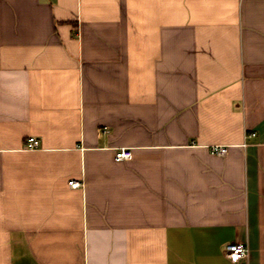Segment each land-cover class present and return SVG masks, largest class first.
I'll return each instance as SVG.
<instances>
[{
  "label": "crops",
  "instance_id": "obj_1",
  "mask_svg": "<svg viewBox=\"0 0 264 264\" xmlns=\"http://www.w3.org/2000/svg\"><path fill=\"white\" fill-rule=\"evenodd\" d=\"M233 243L264 264V0H0V264Z\"/></svg>",
  "mask_w": 264,
  "mask_h": 264
},
{
  "label": "built area",
  "instance_id": "obj_2",
  "mask_svg": "<svg viewBox=\"0 0 264 264\" xmlns=\"http://www.w3.org/2000/svg\"><path fill=\"white\" fill-rule=\"evenodd\" d=\"M40 146V141L35 138L31 137L26 141L25 148L27 150H36ZM211 154L218 156V157H225L228 154V148L223 146H213L211 149ZM133 158V151L131 149H119L115 153V159L118 162H127L132 160ZM72 188H79L81 187V183L79 182H72ZM227 256L229 260L237 264L242 260L248 259L250 256V249L248 246L240 243H233L227 247Z\"/></svg>",
  "mask_w": 264,
  "mask_h": 264
}]
</instances>
